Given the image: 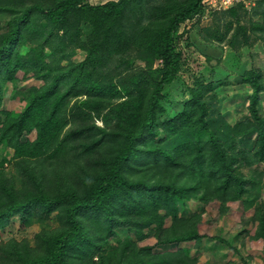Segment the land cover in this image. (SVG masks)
Wrapping results in <instances>:
<instances>
[{"label":"trees","instance_id":"trees-1","mask_svg":"<svg viewBox=\"0 0 264 264\" xmlns=\"http://www.w3.org/2000/svg\"><path fill=\"white\" fill-rule=\"evenodd\" d=\"M235 5L213 10L226 46L264 43V0ZM206 9L205 0H0V228L12 218L42 227L35 247L0 242V264H199L180 246L207 237L202 214L180 215L184 205L216 202L224 216L231 203L258 202L264 170L244 169L264 163L259 69L242 75L252 96L234 124L210 85L166 119L184 60L180 29ZM18 72L42 85L22 111H6ZM52 214L55 228L45 223ZM150 237L155 245H140Z\"/></svg>","mask_w":264,"mask_h":264},{"label":"rangeland","instance_id":"rangeland-1","mask_svg":"<svg viewBox=\"0 0 264 264\" xmlns=\"http://www.w3.org/2000/svg\"><path fill=\"white\" fill-rule=\"evenodd\" d=\"M108 1L114 0H90L93 4H104ZM242 3L251 10L255 0H245ZM216 9L207 3V9L201 17L186 23L180 29L181 37L178 40V46L183 51L184 60L177 79L166 93L164 100L168 110L166 119L174 117L178 113L177 108L189 100L190 90L201 85L212 86L208 96L215 98L218 111L231 124L248 114L252 91L248 85L244 84L242 75L245 70L253 68L259 69L264 75V43L256 42L250 49L239 51L226 46L225 26L218 25L213 15ZM220 33L223 34L224 40L219 39ZM253 39H251L252 42H254ZM25 50L26 47L23 48V52ZM45 51L50 52L48 46ZM84 56L83 52H79L75 60L80 61ZM17 77L16 90L13 91V84H8L5 89L2 107L6 111H22L24 107L22 98L28 89L42 85V82L35 80L31 75L25 78L22 72H18ZM260 102L259 108L264 116V92L260 95ZM97 124L102 125V122L98 121ZM28 138L35 139V132ZM161 138H163L162 135L158 139ZM4 155L10 159L13 150L8 154H2ZM6 166H8V175L12 176L16 173L12 163ZM254 169L264 170V163L256 165L253 169H244V172L248 174ZM258 193L259 200L254 202L252 207L244 201L231 203L228 205L231 210L224 216L219 214V205L216 202L204 204L193 201L184 205L180 215L190 217L195 213L202 214L199 229L200 233L207 237L200 245L190 241L182 243L180 247L190 250L191 254L197 256L199 264H264V237L256 239L262 222L261 218L255 215V208L264 205V183L260 186ZM46 221L45 223L53 228L59 225L53 214L47 217ZM169 224L168 221L167 225ZM41 228L40 223L24 227L19 219L12 218L5 227L0 228V242L16 240L19 244H27L29 248L35 247L38 243L36 236ZM124 236L122 234V237ZM155 243L156 239L150 237L140 245L153 246ZM111 244L115 245L116 241Z\"/></svg>","mask_w":264,"mask_h":264},{"label":"built area","instance_id":"built-area-1","mask_svg":"<svg viewBox=\"0 0 264 264\" xmlns=\"http://www.w3.org/2000/svg\"><path fill=\"white\" fill-rule=\"evenodd\" d=\"M245 0H205V3H209L212 7L217 8L216 10L227 9L233 5L244 2Z\"/></svg>","mask_w":264,"mask_h":264},{"label":"clouds","instance_id":"clouds-1","mask_svg":"<svg viewBox=\"0 0 264 264\" xmlns=\"http://www.w3.org/2000/svg\"><path fill=\"white\" fill-rule=\"evenodd\" d=\"M207 4V3H206Z\"/></svg>","mask_w":264,"mask_h":264}]
</instances>
